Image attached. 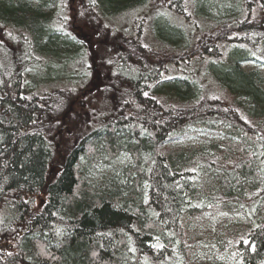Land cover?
<instances>
[{"label": "trees", "instance_id": "trees-1", "mask_svg": "<svg viewBox=\"0 0 264 264\" xmlns=\"http://www.w3.org/2000/svg\"><path fill=\"white\" fill-rule=\"evenodd\" d=\"M48 1L0 0V264H264V88L239 66L264 59V0H168L173 17L153 18L158 47L137 31L98 40L114 54L104 83L113 104L70 143L47 129L71 87L24 90L30 65L36 81L72 85V64L88 55L63 35L66 20L42 15ZM149 2L90 6L115 17ZM199 63L220 65L218 86L203 89L189 68ZM199 132L203 143H184ZM121 153L131 161L117 181L87 182L90 166ZM216 212L241 219L220 223L209 246L189 227ZM204 244L211 258L197 256Z\"/></svg>", "mask_w": 264, "mask_h": 264}, {"label": "rangeland", "instance_id": "rangeland-1", "mask_svg": "<svg viewBox=\"0 0 264 264\" xmlns=\"http://www.w3.org/2000/svg\"><path fill=\"white\" fill-rule=\"evenodd\" d=\"M28 1L33 6H37L38 4L35 0ZM68 3L65 4V8L60 10L55 0L54 2L48 1L40 3V9L42 15L47 18L57 14V17H62L61 21L66 20V25L64 26L66 28L64 29L63 35L69 34L74 39V48L76 46L80 47L81 42L87 46L88 55L86 54V57L79 58L78 62L72 64L75 72L70 75V78H73L74 83L72 85L65 84L61 81V78H57L55 83L45 84L39 82V80L36 81V77L40 75V67L37 64H32L25 71L24 90L27 93L38 91L45 94V88L71 87L68 89L72 91H67L65 94L62 93V99L58 100L59 104L56 108V115H59V117L50 121V126L54 130L50 131L47 129L50 135L53 134V139L56 142L65 140L67 143H70L76 142L78 135H82L84 130L89 127L91 129L93 125L96 127L102 120L107 118L108 112L113 104L114 97L106 93L104 83L105 77H109L110 71L113 69V64L110 60L114 59V54L113 51L110 52L111 50L100 46L97 41L100 39L109 41L108 39L111 35L117 38H126L125 36H131V34L137 31V36L144 45L150 44L151 47H158V41L153 31L155 33L158 31L157 27L160 21L154 22L153 18L159 13L167 16H172V14L170 10L167 11V5L170 3L168 0H150L145 8L133 7L115 17L110 15V10L100 12L95 4L94 8L91 7L90 5L94 3V0H68ZM99 15L106 16L104 17L105 19H99L100 23H97L95 18H100ZM61 25L63 26V23ZM154 26L156 28L153 30ZM102 30L104 31L102 32ZM0 40H3V35H0ZM3 43L5 46L8 45L6 42ZM16 44L18 45L16 46L17 50H22L23 44L21 42H17ZM168 47L175 49L174 45L171 44ZM78 50L80 51V49ZM4 54L0 50V56H4ZM214 63L216 64L215 61ZM239 66L244 73H252L256 82L260 84V87L264 88V59L261 60L259 57H256L239 62ZM189 68L191 71L194 68L198 69L197 79L204 90L212 89L216 85L218 86L217 81H221L220 77L223 78L219 71L220 65L210 69L211 72L208 66L204 68L200 63L196 67L190 64ZM57 71L62 70L58 69ZM53 72L54 70L51 69L48 72H44V75L48 78ZM62 74L64 76L66 73L63 72ZM184 76L186 75L184 74ZM209 94L213 93L209 92ZM225 95L224 93L223 96ZM43 123H45V120ZM43 126L45 128V125ZM60 131L62 132L59 133ZM202 135L203 132H199L196 135H190L185 141L183 139L175 141L174 144H182L183 141L189 145L201 144L204 142L201 137ZM130 161L129 155L121 153L110 164L96 163L92 167L90 166L85 172L84 177H86L85 179L88 183L96 186H102L114 178L117 181L116 176L119 174V171L123 166L129 164ZM33 198L35 200V206L37 205L39 207L38 201L41 198L40 194L34 195ZM237 219H241V215L238 213L228 214L216 212L208 216L205 215L199 221L193 222L189 230L197 236L200 235L201 239L206 240L208 245L211 246L216 241L215 236L211 233L212 230L217 233L215 228L220 223L226 225L235 222ZM17 228L19 227L16 225L14 230L17 231ZM4 242L7 248L10 243L13 244V240L8 238ZM204 247L206 250H199L197 256L211 258V248L205 244ZM9 249L14 250V247L11 246Z\"/></svg>", "mask_w": 264, "mask_h": 264}, {"label": "flooded vegetation", "instance_id": "flooded-vegetation-1", "mask_svg": "<svg viewBox=\"0 0 264 264\" xmlns=\"http://www.w3.org/2000/svg\"><path fill=\"white\" fill-rule=\"evenodd\" d=\"M61 132V131H60Z\"/></svg>", "mask_w": 264, "mask_h": 264}]
</instances>
